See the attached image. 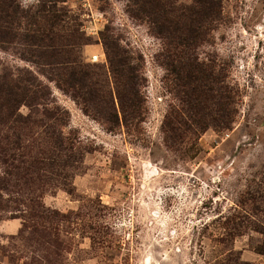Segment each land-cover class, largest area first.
<instances>
[{
  "label": "rangeland",
  "instance_id": "rangeland-1",
  "mask_svg": "<svg viewBox=\"0 0 264 264\" xmlns=\"http://www.w3.org/2000/svg\"><path fill=\"white\" fill-rule=\"evenodd\" d=\"M2 74L0 264H264V0H0Z\"/></svg>",
  "mask_w": 264,
  "mask_h": 264
},
{
  "label": "trees",
  "instance_id": "trees-1",
  "mask_svg": "<svg viewBox=\"0 0 264 264\" xmlns=\"http://www.w3.org/2000/svg\"><path fill=\"white\" fill-rule=\"evenodd\" d=\"M197 1L202 2V0H197ZM139 6H140L139 9H140L141 12H144V13L149 14V15H152L153 12H154V9H152L150 7L146 8L145 4L141 3ZM163 23L167 27H163ZM159 27H161L163 30L169 29V31L171 30L172 32L176 31L178 29L175 26V24H171V20L170 19H166V20H164V22H161V25ZM173 34L177 35V33H175V32H173ZM191 38L194 39L195 37H193V36L190 37L189 35H186L183 38H181V40L183 41V43L188 44L189 39H191ZM114 48H116V47H114ZM113 56L114 57L118 56L117 50L114 51V55ZM171 57H173V61L174 60L176 61V58L178 60H180L178 62L180 67L184 68L186 72H189V71H191L193 69L194 70H198L199 69L198 66H197L199 64H197V63L195 64V63L191 62L188 58H185V61H184V59L182 60V58L180 57L179 54L174 53L173 55H171ZM113 61H114L115 66L123 65V63H122L120 58L117 59V60H113ZM195 66H196V68H195ZM188 78H193L194 80H198V78H200V77H199V75H197V76H188ZM19 89L21 90V92L27 90V88L25 86L20 85V83L17 82L16 80L14 82V80L9 79V77H7L6 75H3V74L0 75V96L4 95L3 98H4V100L7 101V104L9 103V99L10 98L16 100L17 95H18L17 92H18ZM30 92H31V95H32V94L35 93V90H31Z\"/></svg>",
  "mask_w": 264,
  "mask_h": 264
}]
</instances>
